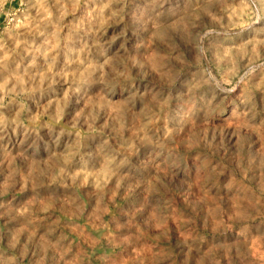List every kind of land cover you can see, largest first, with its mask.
I'll return each instance as SVG.
<instances>
[{"label": "rangeland", "instance_id": "obj_1", "mask_svg": "<svg viewBox=\"0 0 264 264\" xmlns=\"http://www.w3.org/2000/svg\"><path fill=\"white\" fill-rule=\"evenodd\" d=\"M0 264H264V0H0Z\"/></svg>", "mask_w": 264, "mask_h": 264}]
</instances>
